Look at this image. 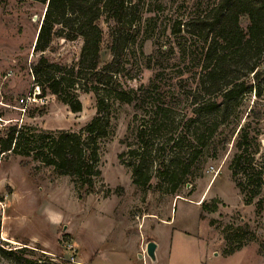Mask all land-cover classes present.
Here are the masks:
<instances>
[{"label": "rangeland", "instance_id": "obj_1", "mask_svg": "<svg viewBox=\"0 0 264 264\" xmlns=\"http://www.w3.org/2000/svg\"><path fill=\"white\" fill-rule=\"evenodd\" d=\"M217 1L145 0L138 6L141 19L125 40L118 87L138 98L111 108V135L101 144L102 177L94 192L77 190L70 177L33 156L0 154V247L17 250L13 259L0 251V264H23L19 258L37 264H264V83L237 102L217 101V112H194L220 92L208 96L201 88L202 45L193 44L185 23ZM45 10L41 0H0V115L9 123L1 137L15 125L79 132L97 114L95 94L83 91V109L76 114L52 95L41 96L24 116L14 108L39 87L30 65L38 59L33 48ZM178 23L181 32L174 35ZM102 26L105 65L113 56ZM81 47L82 40L57 38L46 55L69 66ZM247 65L233 66V77H243ZM157 105L169 117L154 146L143 151L137 136ZM241 128L253 145L245 158L254 162L244 166L250 172L233 177ZM177 139L182 142L175 146ZM138 161L150 176L143 187L134 183L129 166ZM177 169L187 172L173 183L164 173ZM202 203L217 210L206 211ZM149 242L157 244L155 263Z\"/></svg>", "mask_w": 264, "mask_h": 264}, {"label": "trees", "instance_id": "obj_2", "mask_svg": "<svg viewBox=\"0 0 264 264\" xmlns=\"http://www.w3.org/2000/svg\"><path fill=\"white\" fill-rule=\"evenodd\" d=\"M41 1L46 10L33 48L38 59L30 65V71L42 90V97L55 96L76 114L83 109L78 92L93 93L97 99V114L79 132L11 126L5 130L4 137L0 136V154L33 156L45 166L52 167L57 175L70 177L77 190L94 192L96 182L102 177L99 167L101 144L111 135V108L117 103L133 104L138 98L135 92L118 87L124 43L127 36L135 32L133 28L141 19L137 17L138 6L145 0ZM244 20L247 21L246 27L242 26ZM102 24L107 28L108 48L113 56L105 65L102 52L106 35ZM180 25L174 26V35L181 32ZM185 27L193 44L202 45L201 88L208 96H213L215 90L220 92L218 99L210 98L199 103L194 109L196 114L217 112L221 106L217 101L227 104L237 102L255 89L256 84L260 87L264 83V0H218L207 13L191 16ZM57 38L71 42L82 40L76 62L62 65L46 55L54 52ZM232 60L236 63H231ZM243 62L248 64L244 67L246 74L233 77V68ZM148 90H141V94H147ZM168 117L167 108L155 106L154 118L149 125L140 128L137 136L141 150L154 146ZM240 132L241 139L237 144L240 153L235 155L231 165L233 177H237L240 171L250 172L247 168L254 162L253 158H245L253 146L252 141L245 128H241ZM180 142L181 139L175 141V146ZM142 164L143 161L129 164L134 183L140 187L150 181V176L142 173ZM186 172V169H177L171 174H164L171 176V182L179 183ZM238 187L244 193V185L238 183ZM176 191L177 184L173 189L174 193ZM251 201L252 198H249L248 203ZM202 207L206 211L217 210L216 206L210 207L205 203ZM1 229L0 213V234ZM0 251L8 259L15 258L17 254V250L1 247ZM18 261L37 264L25 258Z\"/></svg>", "mask_w": 264, "mask_h": 264}, {"label": "built area", "instance_id": "obj_3", "mask_svg": "<svg viewBox=\"0 0 264 264\" xmlns=\"http://www.w3.org/2000/svg\"><path fill=\"white\" fill-rule=\"evenodd\" d=\"M11 77V74H7L5 79ZM41 93L39 90V87H36L34 90H31L30 94L27 95L26 98H21L20 102L16 107H14L16 110L20 111L22 115L24 116L29 108V106L37 104L40 100H42ZM7 120H5L1 115H0V130L5 128L9 123H6ZM11 122V121H8Z\"/></svg>", "mask_w": 264, "mask_h": 264}, {"label": "water", "instance_id": "obj_4", "mask_svg": "<svg viewBox=\"0 0 264 264\" xmlns=\"http://www.w3.org/2000/svg\"><path fill=\"white\" fill-rule=\"evenodd\" d=\"M157 244L155 242H149L147 244V253L153 263L157 262Z\"/></svg>", "mask_w": 264, "mask_h": 264}, {"label": "crops", "instance_id": "obj_5", "mask_svg": "<svg viewBox=\"0 0 264 264\" xmlns=\"http://www.w3.org/2000/svg\"><path fill=\"white\" fill-rule=\"evenodd\" d=\"M2 234H3V236H4V233H2ZM3 238H4V240H6V241L9 242V243H15V241H14L13 239H10V238H7V239H6L5 236H4Z\"/></svg>", "mask_w": 264, "mask_h": 264}]
</instances>
